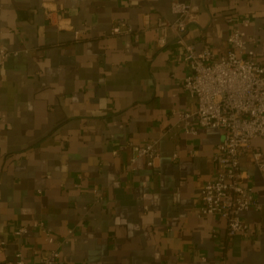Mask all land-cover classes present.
<instances>
[{
  "label": "crops",
  "instance_id": "crops-1",
  "mask_svg": "<svg viewBox=\"0 0 264 264\" xmlns=\"http://www.w3.org/2000/svg\"><path fill=\"white\" fill-rule=\"evenodd\" d=\"M173 2L191 6L184 40L216 56L229 19L247 17V46L264 64V0H0V46L18 53L0 65V264L18 251L37 264L52 250V264H264V175L248 156L240 170L260 204L239 214L250 236L229 238L223 220L195 215L220 130L162 138L156 172L143 159L125 169L129 143L160 138L171 109L192 108L182 48L155 47V21L174 20ZM117 20L137 40L111 34ZM251 145L264 161V139ZM35 221L45 232L13 240Z\"/></svg>",
  "mask_w": 264,
  "mask_h": 264
},
{
  "label": "built area",
  "instance_id": "built-area-1",
  "mask_svg": "<svg viewBox=\"0 0 264 264\" xmlns=\"http://www.w3.org/2000/svg\"><path fill=\"white\" fill-rule=\"evenodd\" d=\"M170 8L175 17L173 21L162 18L155 21V47L163 48L169 39H173L182 48V60L187 64L189 73L181 80V87L191 101L192 108L171 109L170 116L174 122L162 132L160 138L142 146L129 143L130 156L125 169L134 171L136 162L143 159L145 166L156 172L159 168V144L162 138L174 139L177 132L194 136L197 128L220 130L222 139L213 154L214 175L201 186L195 215L199 219L223 220L229 238H248L250 232L239 214L250 208L259 209L260 204L249 183L250 176L240 170V158L248 156L258 172L264 175L261 153L253 150L251 145L255 139H264V64L255 59L253 50L247 46L244 30L250 21L245 16L229 19L233 28L226 38L223 53L216 56L209 46H203L198 51L194 44L184 40L193 19L190 4L173 2ZM47 18L50 20V15ZM74 34L76 40L81 38L77 31ZM111 34L131 35L135 40L138 38V33L124 20L114 23ZM17 55V52L0 46V65ZM173 158L176 159L177 155L174 154ZM75 186L78 188L80 184ZM92 191L95 202H100L102 196L99 188L92 187ZM29 229L45 232L44 224L35 221L30 228L19 226L15 229L13 240L17 242ZM72 233V230H68V236ZM46 240L49 244L58 245L66 242V238L55 241L49 234ZM4 245V242H0V251ZM58 257V250H52L42 254L37 264H52ZM3 264L28 263L18 251L14 261Z\"/></svg>",
  "mask_w": 264,
  "mask_h": 264
}]
</instances>
